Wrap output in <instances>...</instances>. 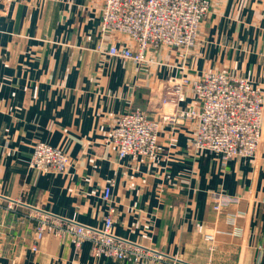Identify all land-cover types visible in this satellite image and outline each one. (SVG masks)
<instances>
[{
    "label": "crops",
    "instance_id": "0c3cea01",
    "mask_svg": "<svg viewBox=\"0 0 264 264\" xmlns=\"http://www.w3.org/2000/svg\"><path fill=\"white\" fill-rule=\"evenodd\" d=\"M104 1L0 0V264H136L36 239L35 211L102 227L110 183L114 233L165 255L151 264H264V122L253 158L196 150L190 119L163 125L152 159H119L110 142L121 113L174 111L170 76L220 71L264 89V0H211L188 54L151 48L141 64L98 50L127 40L102 35ZM198 104L188 89L178 107ZM38 140L65 149L66 173L31 166ZM220 192L238 201L216 211Z\"/></svg>",
    "mask_w": 264,
    "mask_h": 264
},
{
    "label": "built area",
    "instance_id": "2783aa9c",
    "mask_svg": "<svg viewBox=\"0 0 264 264\" xmlns=\"http://www.w3.org/2000/svg\"><path fill=\"white\" fill-rule=\"evenodd\" d=\"M210 9L211 0H105L101 14L102 35L119 33L127 40L109 45L101 43L98 50L139 64L154 62L148 54L151 48H176L188 54L198 40L200 26ZM181 68L185 70L184 66ZM168 83L169 89L162 101L174 105L173 113L162 112L159 118H151L137 107L116 117L110 142L116 147L119 159L127 156L155 158L163 125L182 119L195 121L192 144L198 151L216 154L222 161L257 155L264 122V89L260 84L220 71L182 73L170 76ZM188 89L199 104L179 108ZM31 166L44 173H58L56 171L66 172L71 163L64 148L38 140L34 143ZM112 185H106L103 191V198L109 204L102 227L35 211L30 218L35 221L36 239L41 240L46 233H51L68 239L77 249L89 242L96 258L106 256L136 264L163 260V253L114 233L115 208L110 204ZM212 198L216 211L238 201L236 196L222 192ZM206 238L214 240L213 235ZM37 248L33 246L34 250Z\"/></svg>",
    "mask_w": 264,
    "mask_h": 264
},
{
    "label": "rangeland",
    "instance_id": "374dc122",
    "mask_svg": "<svg viewBox=\"0 0 264 264\" xmlns=\"http://www.w3.org/2000/svg\"><path fill=\"white\" fill-rule=\"evenodd\" d=\"M104 6H105V1H104ZM104 6H103V8H104ZM102 11H103V9H102ZM210 12V11H209ZM207 17V16H206ZM205 20V19H204ZM203 23V22H202ZM201 27V26H200ZM200 31V30H199ZM170 49V48H169ZM172 49V48H171ZM259 84V83H258ZM135 108H137V107H135ZM140 108V107H139ZM174 111H175V109H174ZM173 111V112H174ZM173 112H167V113H173ZM47 143V142H46ZM113 145V144H112ZM52 146V145H51ZM114 146V145H113ZM34 147V146H33ZM55 147V146H54ZM116 148V147H115ZM117 150V149H116ZM68 155V154H67ZM68 157H69V155H68ZM144 158H146V157H144ZM32 159V158H31ZM69 159H70V157H69ZM146 159H149V158H146ZM151 159V158H150ZM70 163H71V160H70ZM31 164V163H30ZM68 171V170H67ZM66 171V172H67ZM56 172H58V173H66L65 171L64 172H61V171H56ZM11 205V204H10ZM33 223H34V227H36V225H35V221H32ZM113 231H114V228H113Z\"/></svg>",
    "mask_w": 264,
    "mask_h": 264
},
{
    "label": "bare ground",
    "instance_id": "6f19581e",
    "mask_svg": "<svg viewBox=\"0 0 264 264\" xmlns=\"http://www.w3.org/2000/svg\"><path fill=\"white\" fill-rule=\"evenodd\" d=\"M148 112V111H147Z\"/></svg>",
    "mask_w": 264,
    "mask_h": 264
}]
</instances>
